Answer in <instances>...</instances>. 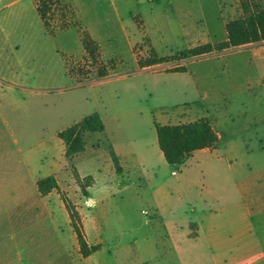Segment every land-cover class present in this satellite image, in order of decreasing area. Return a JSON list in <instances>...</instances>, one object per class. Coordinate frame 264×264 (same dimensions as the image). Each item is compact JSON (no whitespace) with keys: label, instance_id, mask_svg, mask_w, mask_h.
Returning <instances> with one entry per match:
<instances>
[{"label":"rangeland","instance_id":"obj_1","mask_svg":"<svg viewBox=\"0 0 264 264\" xmlns=\"http://www.w3.org/2000/svg\"><path fill=\"white\" fill-rule=\"evenodd\" d=\"M58 1L49 15V28L38 14L39 0L0 3V19L4 20V33L0 30V197L5 198L0 199V260L14 259L15 246L53 244L55 240L69 245L68 264H182L176 253L166 249L162 242L165 227L172 228L177 220L166 218L162 225L156 220L154 208L159 200H164V187L177 185L174 213L188 207L185 200H230L236 204V201L254 200L253 195L261 190L260 182L264 185V171H256L258 166L253 164L257 158L253 152L257 149L256 141L249 142L252 153L244 158L247 163L243 165L244 171L226 175L227 189L222 195L218 187L206 189L188 180L177 184L172 170L160 166L154 172L150 170L148 176L140 171L128 174L117 171L113 164V129L123 128L131 137L141 132L148 135L153 111L156 114L163 108L195 101L190 94H180L179 84L190 86L196 81V97H203L205 104H216L213 113L224 145L252 118L250 109L240 107L239 103L252 102L254 91L264 102V89L258 86L259 80H264V69L254 70L252 50L238 47L186 61L194 72L191 76L159 72L187 68L172 58L160 67L137 73L132 71L136 66L129 54L123 53L127 61L114 57L117 70L109 76L86 77L84 71L91 70L89 64L79 56L68 55L62 45L69 42L70 47L76 45L82 49L78 34L69 31H76L79 23L85 27L83 18L106 26H118L120 22L133 30L142 25L141 19L157 22L159 14L165 23V38L178 33L174 26L177 20L173 17L181 15L191 17L199 28L205 26L208 39L218 41L223 36L219 7L224 19L232 21L243 16L240 0ZM251 2L254 9L264 10V0ZM163 6L169 8L168 13L150 11ZM190 6L192 13L177 12L178 8ZM102 32L106 35L104 27ZM61 35L69 41L53 39ZM150 48L145 38L135 47L137 60L138 56L148 59ZM228 104L231 110L225 116L222 106ZM94 112L100 113L107 130L86 133L85 150L67 158L58 133ZM227 117L234 118L235 123L225 132L222 125ZM76 171L82 178L92 176L85 181L90 184L86 188L87 196L76 181ZM51 175L56 178L58 188L43 196L35 181ZM63 197L80 214L88 244L100 247L88 258L75 256L81 254L80 247ZM229 228L230 233L225 228L224 241L236 247L244 239L240 223L231 221ZM251 252L245 254L246 262H264V252ZM212 255L199 252L196 264H213ZM229 257L228 264H236L241 254L231 250Z\"/></svg>","mask_w":264,"mask_h":264},{"label":"crops","instance_id":"obj_2","mask_svg":"<svg viewBox=\"0 0 264 264\" xmlns=\"http://www.w3.org/2000/svg\"><path fill=\"white\" fill-rule=\"evenodd\" d=\"M1 2L2 0H0V3ZM1 9L2 8H0V12ZM156 9L157 8H151L150 11L152 13L169 12V8L164 6L161 7L160 10ZM192 9V6L186 9L178 8L177 12L180 14H187L188 12L192 13ZM219 11L222 19L220 27L223 36L218 41H210V39H208L209 35L207 34L205 26L204 28H199L198 25L192 22L191 17L187 19L181 15L173 17L174 20H177L174 26H177L178 33L171 34V38L169 39L165 38L163 35L166 33L164 31L165 23L161 21L160 14L159 17H157V22L149 23V21L141 19L142 25H137L133 30H130L120 22L118 26L116 24H108L106 26L104 24L97 25L94 21L83 18V23L87 30L90 31L93 38L100 43L102 52L105 53L103 54L105 62L117 56L127 61L123 56L127 53L130 56V60L133 61V65L136 66L132 68V71L134 70L137 73H141L146 71V69L149 70L162 65L158 64L145 68L139 67L135 47L142 44L145 38L149 40L151 47L160 58L171 57L199 45L207 43L216 44L226 41L227 33L225 31V26L229 21L224 19L220 7ZM183 19H187L188 21L183 22ZM114 25H116V27H114ZM101 26L104 27L106 35L102 32ZM100 28L101 32L99 30ZM0 30L4 33L3 19H0ZM69 33L78 34L75 29H71ZM113 35H115V38H113ZM77 36L81 43L79 34ZM131 36L135 38L138 36V38L137 40H133ZM190 38L191 40L189 41ZM53 39L56 41H62L63 39L64 41H69L68 38L62 35ZM62 48L68 55L79 56L81 58L84 56L83 47L82 49L76 45L70 47L68 42L67 46L63 44ZM241 49L252 50L254 70L260 71L264 69V41L241 46ZM228 50L230 49L218 52H225ZM190 59H193V57L177 61L183 62L180 65L187 66L186 72H173L168 69L159 72L166 75H194V72L188 68L190 64L186 62ZM122 73L126 72L122 71ZM259 75L261 78V73ZM258 86L264 89L263 79L259 80ZM179 87L180 94H190L195 101L191 103L192 105L189 103H180L171 108H163V110H160L156 114L153 111L150 114V132L148 135H144L141 132L136 135V137H131L123 128L117 127L115 130L113 129V164L117 171L122 174H128L130 172L138 173V171H140L148 176L150 170L154 172V170L160 166L164 169L172 170V175L175 177L177 184H181L183 181L188 180L196 184H201L202 187L206 189L218 187L221 189L222 195H225L227 189L226 175L230 173L236 175L244 171L243 165L247 164L244 158L252 153V151H249V142L252 139L256 141L255 146L257 148L256 151H253L255 152L254 157H257L253 164L255 163V165L258 166L257 168L255 167V170L260 173L264 171V102H262L259 97H256L255 91L252 102L249 101L245 103L241 101V103H239L240 107L245 106L247 109H250V117L252 118L249 122L243 124L237 132L233 133L229 137L228 142L223 145L220 142L221 135L217 129L216 118L213 113L216 104L211 102L213 103L212 109L210 107L211 103L210 105L205 104L203 97H196L198 92V83L196 81L190 86L180 83ZM248 106L250 107L248 108ZM222 110L224 111L223 115L227 116L226 112L231 110V105L222 106ZM201 118H208L211 121V125L218 139L216 149H205L194 152L181 164L176 166L167 164L158 146L156 124L161 126L184 125L194 123ZM243 118L244 117H242V119ZM234 123V118L227 117V119H224L222 125L223 131H230ZM105 127V130H107L106 125ZM37 181L38 180L35 181L36 187ZM166 186L162 193L164 200H159L154 209L157 213L156 220L161 225V222H164L166 218L177 220V223L175 221V223L172 224V228H167L163 225V227H165V237L162 242L166 249L176 253L180 263L196 264L198 253L208 252L213 254L211 257L213 264H228V260L230 259L229 252L234 250L237 254H241V257H239L240 262L238 261L236 264H255L254 262H246L248 255L245 256V254L248 252L253 253L251 251L264 252V239H262V237H264V198L262 197V188H264V185L261 182L260 188L262 191L260 190L257 195H253L254 200L236 201L237 204L235 201L230 202V200H185L187 201L185 205L188 207H185L181 213H174L172 211L173 206L177 203V200H173L175 199L174 189L177 185ZM257 188H259V186H257ZM3 198V196L0 197V199ZM187 216L188 218L185 222H180L183 217ZM231 221L240 223L241 233L244 236V239L241 240L236 247H230L228 242L224 241L225 228L230 233L231 229L229 227ZM53 242V244L15 246L14 259L9 261L0 260V264H68V261L71 259L69 245L55 240ZM73 249L72 247V250ZM22 253L25 255L23 256ZM26 253L29 255H26ZM75 256L78 257V259H84L81 254ZM258 264H264V262L262 261Z\"/></svg>","mask_w":264,"mask_h":264},{"label":"trees","instance_id":"obj_3","mask_svg":"<svg viewBox=\"0 0 264 264\" xmlns=\"http://www.w3.org/2000/svg\"><path fill=\"white\" fill-rule=\"evenodd\" d=\"M57 1V3H56ZM56 3V4H55ZM58 0H39L37 6L38 14L46 28H49L50 13L53 6L58 5ZM243 16L229 21L225 26L227 40L216 44H203L180 52L171 57H159L156 51L150 48V57L146 60L138 56V65L140 68L150 67L167 62L170 58L174 60L189 59L210 54L213 51H222L225 49L238 48L248 44L264 41V10L254 9L251 0H240ZM69 28V26H67ZM77 27V26H76ZM83 49L84 59L90 71H84L85 76L94 75L95 78H105L112 71L117 70V61L110 60L105 62L100 43L93 38L86 27L80 25L77 27ZM173 72H186L183 67L172 70ZM105 123L99 112H94L85 117L80 122L73 124L68 129L59 132L58 138L65 145V156L71 158L85 150L84 137L86 133H101L105 131ZM158 146L164 155L165 161L171 166L181 164L187 157L194 152L205 149H216L218 139L208 118H201L191 124L184 125H165L156 124ZM75 178L80 185L83 193L87 196L86 188L90 184L85 181L91 180L92 176L82 178L75 172ZM39 192L45 196L58 188L56 178L51 175L41 178L37 181ZM65 207L68 210L71 226L76 234L80 247V253L83 258H88L96 253L100 247L98 245L90 246L87 242L86 234L81 222L80 214L76 207L72 205L65 197L62 198Z\"/></svg>","mask_w":264,"mask_h":264}]
</instances>
